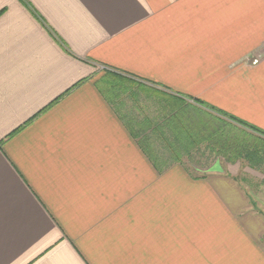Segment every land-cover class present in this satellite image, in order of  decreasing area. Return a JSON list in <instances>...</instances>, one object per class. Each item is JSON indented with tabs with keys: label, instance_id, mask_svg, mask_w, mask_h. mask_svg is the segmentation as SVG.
Segmentation results:
<instances>
[{
	"label": "crops",
	"instance_id": "crops-1",
	"mask_svg": "<svg viewBox=\"0 0 264 264\" xmlns=\"http://www.w3.org/2000/svg\"><path fill=\"white\" fill-rule=\"evenodd\" d=\"M102 67L264 131V0H0V264H264L247 189L158 169Z\"/></svg>",
	"mask_w": 264,
	"mask_h": 264
},
{
	"label": "trees",
	"instance_id": "trees-1",
	"mask_svg": "<svg viewBox=\"0 0 264 264\" xmlns=\"http://www.w3.org/2000/svg\"><path fill=\"white\" fill-rule=\"evenodd\" d=\"M106 75L111 78H104L99 88L116 108L115 101L120 99L118 94L120 79L140 84L115 72L110 71ZM167 98L170 100L169 113L164 122L154 123L149 119L139 122V133L144 134L143 136L139 134L140 144L148 156L154 160L158 169H167L177 162L182 164L185 155L188 156L194 148L206 143L208 146L211 144L213 151H217L229 164L242 160L251 168L264 171V131L262 129L223 112L218 111L219 116L202 114L189 104L184 106L185 103L179 102L178 99H171L170 96ZM130 129L133 131V127L130 126ZM148 129H152L151 132L164 138V142L168 145L165 153L170 154L167 159L172 161H167L156 148L148 143L150 136L145 134Z\"/></svg>",
	"mask_w": 264,
	"mask_h": 264
},
{
	"label": "rangeland",
	"instance_id": "rangeland-1",
	"mask_svg": "<svg viewBox=\"0 0 264 264\" xmlns=\"http://www.w3.org/2000/svg\"><path fill=\"white\" fill-rule=\"evenodd\" d=\"M100 71L103 75L110 72V70L103 67L100 68ZM106 77L111 78L107 75ZM118 92L121 98L115 101L117 102V108L122 109L127 118L133 116L140 122L149 119L154 123H162L169 113L168 102L170 100L167 98L165 92L157 86L144 83L138 84L120 79ZM148 133L152 140H154L158 152L162 151V149L168 150V147H161V143L165 144L161 141V136L152 134L151 132ZM156 136L159 137V140H156L158 138L155 139ZM168 137L171 138L170 135ZM190 154L186 156L188 166L197 173L201 174L212 168L233 173L242 186L250 193L254 207L264 215V171L253 169L242 160L235 164H229L217 151H213L211 144L208 146L205 143L198 146Z\"/></svg>",
	"mask_w": 264,
	"mask_h": 264
},
{
	"label": "built area",
	"instance_id": "built-area-1",
	"mask_svg": "<svg viewBox=\"0 0 264 264\" xmlns=\"http://www.w3.org/2000/svg\"><path fill=\"white\" fill-rule=\"evenodd\" d=\"M259 62V60L256 58L254 61H253V63H258Z\"/></svg>",
	"mask_w": 264,
	"mask_h": 264
}]
</instances>
